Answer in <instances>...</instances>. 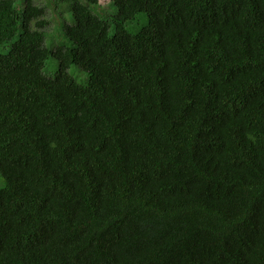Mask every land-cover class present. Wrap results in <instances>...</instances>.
<instances>
[{"label": "trees", "instance_id": "16d2710c", "mask_svg": "<svg viewBox=\"0 0 264 264\" xmlns=\"http://www.w3.org/2000/svg\"><path fill=\"white\" fill-rule=\"evenodd\" d=\"M49 1L0 0V264H264V0Z\"/></svg>", "mask_w": 264, "mask_h": 264}, {"label": "rangeland", "instance_id": "374dc122", "mask_svg": "<svg viewBox=\"0 0 264 264\" xmlns=\"http://www.w3.org/2000/svg\"><path fill=\"white\" fill-rule=\"evenodd\" d=\"M37 4H40V5H48L49 8H48V15H47V19L48 20H51L52 22V29H54L56 26V23L57 22V18L59 17V13L61 12L60 8L58 6H56V9L54 7H52V3L48 0H35ZM107 8V7H106ZM92 11L96 13V10H95V7L92 8ZM55 19V21H54ZM148 18H144V19H141V18H138L136 21L132 22V23H129L127 25V30L130 32V33H135V32H138L141 28H143L147 23H148ZM47 65L49 66H52V68L54 69V71H57V65L55 64V62L53 61H50ZM45 74L49 77H53L54 76V72L52 71H45ZM74 78H76V80L80 83V84H87V77L83 74H76L74 72H72Z\"/></svg>", "mask_w": 264, "mask_h": 264}]
</instances>
